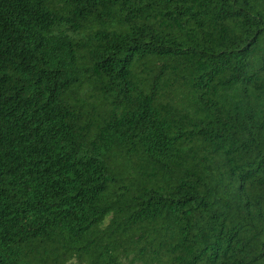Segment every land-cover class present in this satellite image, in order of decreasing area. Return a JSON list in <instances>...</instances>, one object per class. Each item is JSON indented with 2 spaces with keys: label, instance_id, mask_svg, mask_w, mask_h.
<instances>
[{
  "label": "trees",
  "instance_id": "obj_1",
  "mask_svg": "<svg viewBox=\"0 0 264 264\" xmlns=\"http://www.w3.org/2000/svg\"><path fill=\"white\" fill-rule=\"evenodd\" d=\"M0 264H264V0H0Z\"/></svg>",
  "mask_w": 264,
  "mask_h": 264
}]
</instances>
